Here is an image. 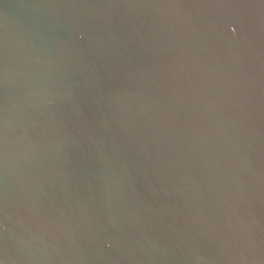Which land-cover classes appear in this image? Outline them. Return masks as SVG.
<instances>
[{"label": "water", "instance_id": "water-1", "mask_svg": "<svg viewBox=\"0 0 264 264\" xmlns=\"http://www.w3.org/2000/svg\"><path fill=\"white\" fill-rule=\"evenodd\" d=\"M0 264H264V0H0Z\"/></svg>", "mask_w": 264, "mask_h": 264}]
</instances>
